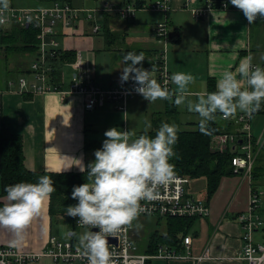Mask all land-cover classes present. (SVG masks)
<instances>
[{
  "label": "crops",
  "instance_id": "0c3cea01",
  "mask_svg": "<svg viewBox=\"0 0 264 264\" xmlns=\"http://www.w3.org/2000/svg\"><path fill=\"white\" fill-rule=\"evenodd\" d=\"M155 1L8 0L6 11L12 8H42L59 3L68 5L71 13L76 16L71 25L63 26L59 22L54 27L53 37L58 43L56 60L59 58L57 63L53 62L54 65L47 57L39 58L40 39L37 30V50L33 55L14 51L12 55L0 41V127L4 126L10 133L21 135L24 166L28 170L81 172L73 160L82 161L86 168L90 163L88 154L99 149L98 146L101 147L106 130L116 127L122 131L130 130L136 133V136L144 132L145 129L139 131L138 128L146 122V109L150 110L147 117L151 128L148 131L157 130L162 122L174 123L180 128H177L178 131L200 129V117L197 113L189 111L186 105L176 106L171 100L147 101L138 93L127 96L123 110H118L109 99H104L101 106L86 109L84 98L68 90V85L75 76L73 62L78 55L84 62L88 79L102 89H108L119 82L121 69L124 67L122 52L125 50H145L148 55L152 54L149 57L151 65H157V62L170 75L175 72L192 74L195 82L188 86V91L192 93L216 91V84L222 73L226 70L236 73L245 57L250 56L254 66L264 68V18L258 17L254 23L248 24L243 13L229 5L225 8L213 6L206 9L202 15L194 16L191 10H204L207 6L206 0H194L190 3L185 0H167V11L151 8ZM126 4L134 5L138 9L134 16L123 19L113 8H121ZM102 6H111L112 10H103ZM0 7L3 8L2 3ZM159 23H164L167 33L178 32V40L169 41L167 35L158 37L156 28ZM12 25L25 28L31 26L6 18L4 23H0V36L2 31L9 30ZM95 26L98 28L96 31L93 30ZM65 52L73 53V58L62 60L61 56ZM97 59L103 63L104 69L101 71L96 70ZM34 64L36 68H33ZM42 69L45 71L41 72ZM40 75L44 77L45 84L59 87L64 93L37 92L31 87L26 88L19 84L21 79H24L28 86L39 84ZM237 79H241L238 73ZM63 85L65 88H62ZM175 90L176 86L172 84L171 91ZM188 99L195 100L196 97L189 96ZM170 109L173 111L166 113ZM245 114H249L251 149L256 152L249 175L242 169L234 173L233 167V174L220 179L216 191L208 201L205 197L194 195L195 190L205 191V178H189L190 182L186 187L188 195L203 200L209 210L205 217L189 218L192 219V224L185 235L192 237L190 254L199 256L203 249L208 247L211 257L199 262L182 259L190 260V264L246 263H238L232 257L242 244V231L237 217L247 210L249 196L255 189L262 191L258 212L264 215L262 181L258 170L254 172L256 158L264 151V103L255 113L238 110L228 118L217 113L209 124L214 123L221 132L212 137L231 134L236 140L228 141L223 146L210 141V149L223 151L227 148L236 155L239 154L242 133L235 117ZM159 117L162 118L158 119ZM234 179H237L236 183ZM199 180L204 183L197 187ZM5 197L6 195L0 196L2 206L7 202ZM48 203L49 199L24 230V238L15 248L28 253L40 252L45 249L50 236L57 238L53 234L52 223L54 220H63L50 218ZM72 223L74 227V218ZM71 230L70 228L69 231ZM155 233L165 235L166 225L164 233ZM257 234L261 239L262 236ZM15 239L12 230L0 227V246H11ZM148 244L149 241L147 246ZM160 245L169 247L166 244ZM169 248L183 252L182 247ZM48 260L51 259L43 256L29 264H48Z\"/></svg>",
  "mask_w": 264,
  "mask_h": 264
},
{
  "label": "clouds",
  "instance_id": "9594fccd",
  "mask_svg": "<svg viewBox=\"0 0 264 264\" xmlns=\"http://www.w3.org/2000/svg\"><path fill=\"white\" fill-rule=\"evenodd\" d=\"M0 3L4 10L8 8V0ZM230 3L243 13L248 24L258 17L264 18V0H230ZM4 22L0 18V23ZM143 61L142 52L124 54L120 80H132L136 85L134 91L147 101L171 100L176 106L186 105L200 117L201 132L207 131L217 113L224 118L238 110L255 113L264 103V68L254 66L250 56L241 60L236 73L227 70L222 73L216 91L200 93L188 91L195 77L184 72L170 76L175 91L162 87L155 78L156 65L145 69ZM237 73L241 79H237ZM189 96L196 99H188ZM150 128L151 124L145 122L144 133L136 136L130 130L112 127L104 132L102 147L95 150V160L86 168L82 161L73 160L82 173L86 172L88 182L73 186L71 199L77 203L67 206L65 211L66 216L78 218L79 224L89 226L78 237L80 254L88 264H115L108 238L144 211L141 201L157 199V189L175 178L174 165L169 160L175 155L177 126L162 122L154 137L148 135ZM53 184L50 176L43 175L36 183L19 182L5 188L7 202L0 206V227L14 233L16 239L11 246L23 240L24 230L55 191Z\"/></svg>",
  "mask_w": 264,
  "mask_h": 264
},
{
  "label": "built area",
  "instance_id": "2783aa9c",
  "mask_svg": "<svg viewBox=\"0 0 264 264\" xmlns=\"http://www.w3.org/2000/svg\"><path fill=\"white\" fill-rule=\"evenodd\" d=\"M186 3L194 0H185ZM213 2L207 0V6L204 10H194V16L202 15L206 9L213 7ZM218 7L225 8L227 2L214 3ZM154 9L167 11L169 6L167 0H156L151 6ZM103 10H112L111 6H102ZM138 8L131 4H126L124 7H114L113 10L123 19H127L135 15ZM5 15V16H4ZM90 17V15H88ZM0 18L17 20L20 23H28L38 31V38L40 39L39 49L41 59L47 56L54 57L57 54L58 43L53 37L54 27L61 22L63 26L71 25L76 16L71 13L68 5H60L53 3L48 7L30 8V9H9L4 10L0 7ZM98 28L95 26L93 30ZM156 35L158 37H165L164 23H159L156 28ZM75 76L68 85L69 92L81 95L84 100V107L88 110L101 106L104 99H109L118 110L125 109L127 96L134 91L136 85L132 80L127 82H119L108 89H102L95 85L88 79V73L84 62L78 55L76 61L73 62ZM157 67V82L162 87H166L171 91L170 74L165 69L160 70V65ZM36 68V64L33 65ZM45 71L42 69L41 72ZM40 73V72H39ZM39 84H28L24 79H21L20 85L23 87H31L37 92H60L64 93L62 89L51 84L44 83V77L40 75ZM235 122L239 124V130L242 135V142L239 148V154L232 157L231 164L234 167V173L239 169L249 175L252 164L256 155L251 149L252 133L249 125V114L238 115L235 117ZM236 138L231 134H220L212 137V141L219 146L225 145L228 141H235ZM190 179L187 176L175 174V178L168 184L161 185L158 191V197L152 201H141V206L144 211L138 217L158 216L165 218H193L205 217L208 215V207L206 203L201 200L188 195L186 187ZM262 191L255 189L252 191L248 199L247 210L237 217V222L241 228L242 244L238 251L232 257L235 260L245 261L247 264H264V243L253 240L252 234L257 232L260 236L264 235V215L258 212V207L261 201ZM77 203V201H76ZM75 227H80L89 230V226H84L78 223V218H74ZM133 221L125 226L114 236L108 239L109 250L114 254L113 259L115 264H146V261L151 259H190L193 262H199L204 259L211 258L208 253V247H205L199 256H192L190 254V245L192 237L185 235L182 237L181 247L183 252L170 249L163 245H159L154 253H138L136 252L137 244L132 236ZM72 231V235L65 241L58 240L54 236H50L47 245L43 251L28 253L20 251L12 246H0V264H29L40 257L46 256L56 264H88L87 259L80 254L79 250V234ZM93 231H96L93 229Z\"/></svg>",
  "mask_w": 264,
  "mask_h": 264
},
{
  "label": "trees",
  "instance_id": "16d2710c",
  "mask_svg": "<svg viewBox=\"0 0 264 264\" xmlns=\"http://www.w3.org/2000/svg\"><path fill=\"white\" fill-rule=\"evenodd\" d=\"M207 1V0H206ZM214 6L216 4L212 3ZM232 6L230 2L227 6ZM36 34L37 31L32 26L19 27L12 25L9 30L1 32L0 41L5 49L13 53L33 55L36 50ZM174 38L173 41H177ZM14 51V52H12ZM127 52L143 53L145 61L142 67L148 69L151 65L149 53L145 50H125L122 55ZM20 55V54H19ZM56 56H47L50 62H58ZM74 56L71 52L62 54V60H70ZM156 62V61H155ZM157 65H159L156 62ZM54 65V63H53ZM162 66L160 70H162ZM173 111H165L170 113ZM159 117L158 119H161ZM221 128V127H220ZM222 129V128H221ZM224 130V129H223ZM221 130L214 123L208 125L206 132L200 129L195 131H177V142L173 147L175 155L169 160L174 165V173L187 176L190 179L205 178V200L208 201L216 191L220 179L224 176L233 174V166L231 165L232 157L236 153L230 149L211 150L210 141L215 133ZM142 132L141 134H143ZM156 130L148 131V135L154 137ZM140 135V134H139ZM258 166L255 167V173ZM48 175L53 180V191L49 198L48 212L52 220L62 219L68 224H72L73 217L66 216L65 208L69 205H75L76 200L71 199L73 186H79L87 181V174L82 172H46V171H30L24 166V154L22 149V137L19 134L10 133L4 126L0 127V196H5V188L19 182L36 183L38 178ZM0 206L2 203L0 202ZM192 219L189 218H166V233L159 235L154 233L149 240L147 253H154L160 244H166L176 249L181 248L182 237L191 228ZM72 229V228H71ZM75 231L74 227L72 229ZM181 236V237H180ZM150 260L146 264H150Z\"/></svg>",
  "mask_w": 264,
  "mask_h": 264
},
{
  "label": "rangeland",
  "instance_id": "374dc122",
  "mask_svg": "<svg viewBox=\"0 0 264 264\" xmlns=\"http://www.w3.org/2000/svg\"><path fill=\"white\" fill-rule=\"evenodd\" d=\"M97 63V67L96 70L97 71H101L103 70V63L100 62V59L96 60ZM62 88H65V85H63ZM143 112V109L141 110V113ZM148 114H150V110L146 109V122H149L148 120ZM178 129H180L179 127H177ZM139 131L140 130H144L145 129V123L141 125L140 128H138ZM100 131V129L98 130ZM136 134V133H135ZM100 146L102 147V144H100ZM101 147L98 146V148L100 149ZM88 157L90 159V162H93L95 160L94 157V152L88 154ZM255 166H258V173H259V178L262 181V189L264 190V151H261L259 153V155L256 158L255 161ZM235 183L237 182V179H234ZM194 183V181H193ZM202 183V180H199L197 182V187H199ZM244 186V185H243ZM194 195L200 196V197H205V191L204 189L201 190H195L194 191ZM264 200V197H263ZM263 207H264V201H263ZM165 225H166V219L164 217H158V216H146V217H138L135 218L133 220V228H132V236L137 244V249L136 252L138 253H145L146 252V248H147V243L150 240V237L155 233H164L165 232ZM70 228L73 229V223L70 225L67 222L63 221H58V220H54L52 223V231L53 234L59 239V240H65L67 239V232L70 230ZM75 233H78L79 236L82 235L86 230L80 227H75ZM253 239L254 240H258L259 242H263L264 243V235L261 237V239L259 238L257 233H254L253 235ZM49 261V260H48ZM51 261V260H50ZM48 262V264H56L54 262ZM190 260H182V259H178V260H163V259H151L149 262L150 264H190L189 262ZM238 263L239 260H236ZM246 264V263H244Z\"/></svg>",
  "mask_w": 264,
  "mask_h": 264
},
{
  "label": "water",
  "instance_id": "95a60500",
  "mask_svg": "<svg viewBox=\"0 0 264 264\" xmlns=\"http://www.w3.org/2000/svg\"><path fill=\"white\" fill-rule=\"evenodd\" d=\"M210 2L218 3V2H230V0H209ZM179 33L176 31H169L167 33V39L169 41H172L174 38L178 37ZM68 236L72 235V231H68L67 233ZM110 240V239H109Z\"/></svg>",
  "mask_w": 264,
  "mask_h": 264
}]
</instances>
